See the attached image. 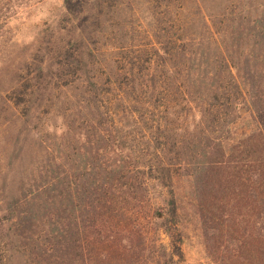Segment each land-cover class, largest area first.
I'll return each instance as SVG.
<instances>
[{"label":"trees","instance_id":"obj_1","mask_svg":"<svg viewBox=\"0 0 264 264\" xmlns=\"http://www.w3.org/2000/svg\"><path fill=\"white\" fill-rule=\"evenodd\" d=\"M63 3L0 55V264H172L184 178L215 264H264V0Z\"/></svg>","mask_w":264,"mask_h":264},{"label":"rangeland","instance_id":"obj_2","mask_svg":"<svg viewBox=\"0 0 264 264\" xmlns=\"http://www.w3.org/2000/svg\"><path fill=\"white\" fill-rule=\"evenodd\" d=\"M15 4L26 8L29 13L24 18L15 19L19 12L15 6L9 11L0 12V22H8L4 28L0 29V55L7 51L9 55L16 58V62L22 63L23 54H29L36 40L42 34L54 31L61 19L64 3L63 0H16ZM64 25L65 21L62 22V26ZM241 116V121L235 125L232 143L257 127L247 108L241 110ZM177 197L179 208L174 238L162 230H150L151 254L156 256L159 253L163 254L165 250L173 256L172 264H215L207 254L193 185L188 178L178 180ZM156 244L158 246L162 244V248L159 249ZM144 264L155 263L147 261Z\"/></svg>","mask_w":264,"mask_h":264}]
</instances>
